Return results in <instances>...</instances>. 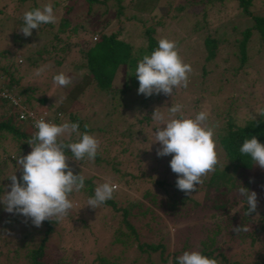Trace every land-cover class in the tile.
<instances>
[{
    "label": "rangeland",
    "instance_id": "374dc122",
    "mask_svg": "<svg viewBox=\"0 0 264 264\" xmlns=\"http://www.w3.org/2000/svg\"><path fill=\"white\" fill-rule=\"evenodd\" d=\"M6 1L0 0V5ZM167 1L169 3H166ZM52 3L56 18L63 12L64 6L70 5L71 10L68 16L71 18V21L76 23L81 19L80 22H82L85 28V33H79V36L76 35L66 40L64 39L58 45L64 44L63 42H67L70 45L75 41L79 44L82 42L88 44L89 41L98 39V32H117V37L129 41L132 48H142V45L145 44L143 30L148 27L153 29L152 36L157 42L161 38L175 41L178 53L181 58L183 57V61L194 58H197V62L202 61V38L206 32L196 27V24H201L202 19L203 9L200 5H182L185 3V0H135L133 4L131 0H122V4L124 5L122 14L114 16L115 7L109 1L103 6L94 3L92 13L85 15L86 5L84 0H31L21 5V11H27L28 5L34 4L36 8H40L46 4L52 5ZM168 6L169 8L166 9L165 7ZM178 6L181 7H179L180 9L177 8L178 10L176 11L174 8ZM137 7L142 8L138 9ZM209 7L205 9L208 13L206 17L208 21L207 32L213 37L219 38L221 44L217 55L206 64L208 71L201 76L199 70H193L189 74V83L186 88L180 87L175 89L172 96L159 94V98L148 103L147 108L152 109V113L157 109L165 119L169 116L168 108L175 104L182 105V113L185 117L194 118L198 112L205 111L208 113V119L205 122L208 127L212 123L218 126L226 116V111H228L229 115L234 119V123L242 124L248 118L257 117V112L264 108V44L253 38L248 44V59L244 66L234 75L223 71L224 68H230L235 65L233 57H231L232 48L227 43L234 36V33H236L231 29V25L233 24L240 28L249 24V19L247 16L240 14L231 2ZM249 10L251 13L264 11V0H251ZM133 15L138 19L130 18ZM56 24L57 19L56 23L52 24V29L50 28L52 31L55 30ZM42 27L43 24L38 29H32V35L28 37L23 36L20 32L14 33L9 28L4 27L7 31L6 35H4L3 31H0L2 33L0 34V49L7 48L9 54L14 56V62H17L19 65L21 64L17 73L19 74L18 85L23 88L33 87L31 96L34 98H45V104H48L50 108L48 109L45 104L39 105L31 101L30 103L33 104V107L48 109L49 112L47 113L52 114L50 109L59 106L64 111V114L67 111H74L81 115L92 127L101 126L102 131L95 129L92 133H94V137L99 141L97 152L102 161L94 162L85 157L80 162L74 158H69L67 162L82 167L86 174H96L95 176L100 177L103 181L105 178L110 179L120 189L119 192L117 191L118 197L120 194L123 196L127 192V189L125 185L120 187L119 183L114 180L115 174H120L122 177L124 175V178H129L128 174L131 173L137 182V186L140 187V191L154 193L157 203L156 205H151V207L157 214L163 217V221L167 226L166 228L159 229L160 234L164 237L163 241L165 243L167 241L166 252L172 250L173 242L179 251L177 256L184 251H197L198 240L204 238L206 234L210 233V229L215 228L217 225L220 229V234L216 236V244L228 259L238 260L239 263L244 264L257 259L254 254H259V256L264 255V248L262 247V242L264 241L260 242V239L264 237V228H260L259 222V215L264 212V184L259 183L255 189L257 208L255 212L248 216L244 215V212L240 208V206L246 205V203L245 201H241L242 196L238 192L237 194L234 192L231 195L228 194L229 199L233 200L234 203L224 213L211 212L204 200L201 185H197L201 189H195L194 192L189 194L191 199L197 202V205L193 206L191 201L185 200L183 205H176L174 209H171L170 214H162L163 211L160 205H163L169 196L164 191V188L169 190V193L170 191L177 190L175 186L177 174L172 172L169 165V161L172 158L171 155L158 157L156 149L160 147L159 142L151 143L154 139L153 132L155 131V129L153 131L152 129L158 124V121L152 119L150 125L142 123L139 128L137 127L134 141H131V144H134L132 146L130 144V150L128 149L123 154L118 155L115 146L112 144V140L114 138L117 140V137L110 135L111 133H105L103 130L105 128L103 126L104 121L108 117L101 115L97 119V116L91 113L93 109H101V103L97 101L98 103L93 105H85L84 95H79L69 100L66 93L72 84L67 88L58 87L50 75L52 72L51 66L48 64L47 68L49 71L44 69L45 65L49 62L48 56L43 55L36 59L33 58L35 56L33 51L40 44L47 42L50 37L49 27L47 29L45 26L41 29ZM60 35V37L64 38L65 33H61ZM11 36L14 38L16 36L22 37L15 41L16 43L19 41L21 45L17 46V48L12 46ZM70 54L78 59L76 53L70 52ZM136 55H139V50L136 51ZM26 57L29 58L28 61L24 59ZM33 62L37 64V68L27 65L34 64ZM7 64L8 60L0 57V66H7ZM70 66L69 64H65V67L56 69L55 74L63 72L70 76L73 82H78L80 74L76 73L80 71L78 70L77 72L74 67ZM41 68L44 69L43 72L39 76L35 75L37 70ZM28 71L30 73L26 74L25 72ZM30 75L34 76L30 77ZM122 82V70L117 69L111 79L110 85L112 88H119ZM20 87H16L13 90L15 96L11 94L10 96L17 99L16 91ZM18 97L23 99V96ZM61 97L66 98L63 99L62 103H55L56 98L59 99ZM137 110L138 108H135V111L127 114L128 122L133 121L134 116H138L139 112ZM65 117V115L62 117L60 124L63 123ZM124 126L122 124L120 129H123ZM28 132L30 135H33L35 131L28 129ZM64 138L67 139V137H62L61 139ZM29 139L16 141V144L23 148L21 151L22 155H26L31 151V146L26 142ZM213 139L215 141L214 137ZM12 143L6 139L3 141L4 145ZM216 152L219 163H226L227 161L222 159V154L217 147ZM11 154L12 151H7L1 156V158L5 159V164L0 163V195L4 191H10L9 186L11 181L7 176L11 175L14 171L17 178L21 174V170L16 169V161L12 159ZM114 162L116 163L114 166L116 171L112 169ZM82 175L84 176V173ZM245 175H250L249 178L251 177L249 172ZM93 182L96 186L101 183L97 182L96 179ZM96 186H94V189ZM73 194L71 198L73 208L69 210L67 216L59 221H55L51 225V231L44 243V248L47 252L62 249L63 254H65L66 264H89L96 253L109 259L114 257L120 259L122 264H169V257H167L166 262H163L156 252L146 254V252L138 250L134 242L128 246L109 243L110 228H112L111 226L119 218L117 212L105 206L93 209L85 205L88 198L78 193ZM134 195L138 196L136 193L133 194V192L130 194L132 198H134ZM1 206L3 205H0V209H4ZM234 212H236L234 216L242 214L249 218L248 221L243 222V227H247L248 230L246 231V235H242L241 239L238 237H228V234L232 231L230 228L236 224L237 219L236 221L228 222L227 231L223 229L226 216ZM0 213L3 212L0 211ZM12 217V220L8 222V218L4 219L3 217L0 220V264H26L27 261L24 253L38 243L45 226L42 224L40 227H35L31 224L30 220L25 222V218L19 214H12ZM256 229L258 241L249 246L247 234ZM166 231L167 236L165 235ZM24 232L30 233V235L22 237L21 235ZM156 239H158V235L153 233L152 236L145 240L156 242ZM14 249L16 250L15 253H13ZM258 264H264V262H259Z\"/></svg>",
    "mask_w": 264,
    "mask_h": 264
},
{
    "label": "trees",
    "instance_id": "16d2710c",
    "mask_svg": "<svg viewBox=\"0 0 264 264\" xmlns=\"http://www.w3.org/2000/svg\"><path fill=\"white\" fill-rule=\"evenodd\" d=\"M29 1L31 0H7L5 3L0 5V31H3L5 33L4 35H6L7 31L4 27L9 28L10 31L14 33L20 32L19 28L23 24L22 16L24 13L21 11V5H24ZM107 1L115 7L114 16L122 14V10L124 8L122 0H84L86 5L84 14L88 15L92 13V6L94 3H98L103 6ZM134 2L135 0H131L132 4ZM230 2L233 3L234 7L238 9L240 14L248 17L249 24L240 28L236 25H231V29L236 33H234V36L230 41L227 42L226 39L225 41L232 48L231 57H233L235 65L230 68L226 67L223 71H227L231 75H234L244 66L248 59V44L253 38L264 44V11L251 13L249 10L251 0H185V3L182 5H200L203 9L201 24H196L198 29H203L206 32L202 38V61L197 62V58L190 59L188 61L184 60L185 63H189L192 67V71L199 70L201 76L208 71L206 64L217 55L221 44V40L219 38L213 37L207 32L208 21L206 20V17L208 16V13L205 9L209 6L224 5ZM166 3L169 2L167 1ZM64 7L63 12L57 17L55 30H51L52 24H43V27L46 26L45 28L47 29L49 27L50 37L47 42L40 44V46L33 51L35 54L33 58L36 59L43 55L48 56L49 62L45 65L44 69L48 70V64L51 66V77L54 76L56 69L65 67V64L71 65L70 67H74L77 72L78 70L80 71L76 73L80 74V79H78V82L76 81L72 83L71 87L67 90V97H69L70 100L78 97L79 95H84L83 99L86 102L85 105L88 106L98 103L97 101L101 103V109H93L91 113L97 116V119H99L101 115L108 117V119L104 121L103 126H105V128H103V130L105 133H111L110 135L117 137V140L116 138L112 140V144L115 146V150L118 155L123 154L126 150H130L131 141H134L135 133L137 132L136 128H139L142 123L150 125V121H152L151 113L153 110L149 107L147 108V105L152 100L159 98V94H153L148 97H145L143 94H138L137 89L139 82L135 74H132L137 62L142 59L145 54H150L158 46L157 40L152 36L153 29L148 27L144 28L143 37L145 44L142 45V48H132L129 41L119 39L117 37V32H98V39L89 41L88 44H84L83 42L79 44L75 41L70 45H68L67 42H63L64 44L58 45L64 39L66 40L76 35L79 36V33H85L84 25L80 22L81 19L78 22L73 23L71 18L68 16L71 6L66 5ZM179 7L181 6L174 9L177 11L180 9ZM34 8H36V5H28L27 10ZM139 8L141 9L142 7ZM165 8L168 9L169 6ZM104 11L106 10L104 9ZM130 18L138 19L134 15ZM43 27L41 29H43ZM61 33H65L64 38L60 37ZM19 38L22 37L16 36L14 38L11 36L12 46L17 48V46L21 45L19 41L18 43L15 42L16 39ZM137 50H139V55H136ZM70 52L76 53L78 59L71 56ZM0 57L8 60L7 66H0V91L8 93L9 95H14L13 90H15L16 87H20V85H18L19 74L17 73L19 72L18 69L21 64L19 65L17 62H14V56L9 54L7 48L0 49ZM24 59L28 61L29 58L26 57ZM33 63L34 64L27 65H32L34 68H37V64H35V62ZM117 69L122 70L123 82L121 87L112 88L110 85L111 79ZM25 73H30V71ZM33 76L34 75H30V77ZM32 89L33 87L23 88L22 86L18 88L16 91V98L18 99L17 102L29 108L33 107V104L30 103L31 101L39 105L45 104V98H34L31 96ZM18 96H23V99H20ZM45 105L48 109L50 108L48 107V104ZM135 108H138V116H134L135 118L133 121L128 122L127 114L129 112L131 114V112L135 111ZM50 110L52 111V115L50 117L51 123L59 125L62 117L65 115L66 117L63 123H78L79 133H88L94 136V133L92 132H94L95 129H100L102 131L101 126H96L95 128L92 127L86 120L83 119V117H81V115L75 113L74 111H67L64 114V111H62L59 106L53 107ZM226 112V116L223 120H221L218 126L212 123L210 127L214 128L216 147L221 152L222 159H225L227 163H218L214 171L209 172L205 177H202L203 183L199 184L202 186V189L199 186L196 188L203 191V197L207 203V208L211 210V212L214 211L218 213H224L226 209L234 203L233 200L229 199L230 197L228 194L231 195L232 192L237 194L241 184L251 191H255L259 183L264 184V169L252 164L249 157L242 156L239 153V146L246 138L255 136L260 143L264 144V116L258 115L255 119L248 118L244 120L242 124H236L234 123V119L229 115L228 111ZM56 113L59 115H56ZM122 124L125 126L123 129H120ZM85 125L87 127H85ZM28 129L36 131V129H32L27 122L16 118L14 107L10 104L7 97H0V163L5 164V159L1 158V156L7 151H12L11 156L13 160L15 155H22L21 151L23 148L16 144V141L31 138L32 135H30ZM154 129L155 128L152 130ZM5 139L13 143L4 145L3 141ZM77 139V134L73 133L71 136V142H75ZM64 140L66 143L69 142L68 138H64ZM133 144H131V146ZM65 151L68 159L72 158L70 149H66ZM100 160L102 161L97 152L93 161L98 162ZM67 163L74 174L82 175L84 173L85 177L84 188L79 192L73 193H78L86 198L93 196L94 186H96L93 180L96 179L97 182L100 183L102 179L95 176L96 174L93 173L86 174L82 167H78L70 162ZM115 164L116 163L114 162L112 169L116 171V168L114 167ZM247 172L251 174L250 178V175H245ZM128 175L129 178H124V175L122 177L120 174H115L114 176V180L119 183L120 187L125 185L127 192H125L123 196L120 194L118 197L117 191L119 192L120 189L117 188L116 191H114L112 198L101 205L117 212L119 217L118 221L116 220L113 226H111L112 228H110L111 231H109L110 234L108 236L110 239L109 243H116L120 246H128L134 242L135 247L138 250L146 252V254H149V252H156L161 261L166 262L167 257H169V259H172V264H177L175 257H177V253L179 251L176 249V245L173 242L172 250L170 252H166L168 246L167 241L166 243L163 241L164 237L160 234L159 229L166 228L167 226L163 221V217H161L160 214H157V212L151 207V205L153 206L157 203L154 193L140 191V187L137 186L134 176L131 173ZM103 182L104 181L102 180L101 183ZM129 191L131 193L133 192V194L136 193L138 196L134 195V198H132ZM164 191L169 195L164 201V204L160 205V208L163 211L162 214L164 215L170 214L171 209H174L176 205H183L185 200L191 201L193 206L197 205V202L191 199L190 195L188 196L178 189L172 192L170 191L169 193V190L164 188ZM73 193L69 195L70 200L74 195ZM241 201H244L243 197L241 198ZM240 208L245 215L247 205H242ZM3 210L4 209L2 208L0 209V211L3 212L0 213V220L3 217L4 219L8 218L7 222L12 220V213H8ZM235 213L236 212L226 216L223 229L227 231L228 222L233 220L236 221L237 219L236 224L230 228L232 231L228 234V237H238L241 239L242 235H246V232H235L233 229L239 225L243 227V222L248 221L249 218L242 214H236V216H234ZM260 214V228L263 229L264 212ZM55 221L56 220H45L42 223L45 226V229L42 230L38 243L24 253L27 261L26 264H66L65 254H63L62 249L47 252L44 248L46 237L51 231V225L54 224ZM256 231L257 229L247 234V237H249V246L258 241ZM153 233L158 235L156 242L153 240L146 241L145 239H148V237L152 236ZM28 234L30 235V233L24 232L21 236L26 237ZM219 234L220 229L217 225L215 228H211L209 234H206L204 238L198 240L197 251L209 258H215L217 260V264H241L238 260L228 259L227 256L220 251V248L216 244V236ZM165 235L167 236V231L165 232ZM261 241H264V237L260 239V242ZM262 247L264 248V242H262ZM15 252L16 250L14 249L13 253ZM254 256L257 259L244 264H258L259 262H264V255L259 256V254H254ZM89 264L122 263L120 262V259L115 257L109 259L96 253L90 260Z\"/></svg>",
    "mask_w": 264,
    "mask_h": 264
},
{
    "label": "clouds",
    "instance_id": "9594fccd",
    "mask_svg": "<svg viewBox=\"0 0 264 264\" xmlns=\"http://www.w3.org/2000/svg\"><path fill=\"white\" fill-rule=\"evenodd\" d=\"M56 19L53 6L46 4L25 11L19 30L23 36L28 37L32 35V29H38L42 24H55ZM157 44L150 54H145L137 62L132 72L139 82L137 93L145 97L153 94L172 96L175 89L188 86V77L192 72V67L180 57L175 41L161 38ZM43 70L38 69L35 75L39 76ZM53 82L61 88H67L73 83L72 78L63 72L55 74ZM65 98H56L55 103H62ZM168 113L167 119L157 109L152 113V119L158 121V124L154 127L151 143L159 142L160 147L156 149L158 157L171 155L169 165L172 172L177 174L175 186L189 195L197 185L203 183L202 177L214 171L219 163L213 139L214 130L205 124L208 119L205 111L198 112L194 118L185 117L182 105L175 104L168 108ZM257 114L264 116V108ZM47 115L46 119L50 121L52 114ZM34 128L36 131L26 141L31 151L13 157L16 169L21 170V176L18 179L15 171L7 176L11 181L10 191L0 195V205H3L6 212L22 215L25 222L30 220L33 226L40 227L45 220L59 221L67 216L73 208L69 195L84 188L85 177L73 173L67 163L65 150L70 149L76 161L85 157L94 160L99 141L93 135L79 133L78 123L64 122L58 125L40 118L34 121ZM73 133L78 136L75 142H71ZM62 137H67L69 142L66 143ZM239 153L249 157L252 164L264 169V144L255 136L244 139L239 146ZM116 189L117 185L105 178L103 183L95 187L94 195L88 198L85 205L97 209L112 198ZM238 193L247 205L245 215L255 212L257 194L242 184ZM233 230L246 232L248 229L239 225ZM175 260L177 264H217L215 258H209L196 250L184 251ZM169 264H172L171 258Z\"/></svg>",
    "mask_w": 264,
    "mask_h": 264
},
{
    "label": "built area",
    "instance_id": "2783aa9c",
    "mask_svg": "<svg viewBox=\"0 0 264 264\" xmlns=\"http://www.w3.org/2000/svg\"><path fill=\"white\" fill-rule=\"evenodd\" d=\"M0 97H7L10 104L14 107V113L18 120L25 121L31 126L32 129L34 128V121L36 119L43 118L46 121L50 122L46 119L47 110L46 109H39L37 107H27L25 105L19 104L17 99L11 97L8 93L0 91ZM56 115H59L56 113Z\"/></svg>",
    "mask_w": 264,
    "mask_h": 264
}]
</instances>
